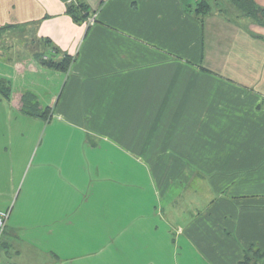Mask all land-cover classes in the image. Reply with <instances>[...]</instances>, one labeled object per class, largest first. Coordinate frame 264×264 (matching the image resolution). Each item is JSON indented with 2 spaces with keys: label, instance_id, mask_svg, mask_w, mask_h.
Returning a JSON list of instances; mask_svg holds the SVG:
<instances>
[{
  "label": "crops",
  "instance_id": "obj_1",
  "mask_svg": "<svg viewBox=\"0 0 264 264\" xmlns=\"http://www.w3.org/2000/svg\"><path fill=\"white\" fill-rule=\"evenodd\" d=\"M73 2L88 19L0 0V264H264V19L233 0ZM38 91L47 119L21 110Z\"/></svg>",
  "mask_w": 264,
  "mask_h": 264
},
{
  "label": "trees",
  "instance_id": "obj_2",
  "mask_svg": "<svg viewBox=\"0 0 264 264\" xmlns=\"http://www.w3.org/2000/svg\"><path fill=\"white\" fill-rule=\"evenodd\" d=\"M68 2L67 6V13L78 22H82L86 19H88L89 15V7L88 5L81 3V2H73L72 0H65ZM238 7L248 16H251L253 18H256L258 20L264 19V11L259 10L255 7V5L249 1V0H233ZM207 7L206 5H202V8ZM200 8L198 10L199 13H207L204 9ZM204 11H202V10ZM8 28H0V34L4 31H6ZM51 49H56L55 47H52ZM40 64L48 69L53 70H59L63 72H67L69 70V67L72 63V57L65 55V57L61 61H56L52 57L45 58V55L42 54L40 56ZM11 86L8 81L4 79H0V94L5 98H10L11 96ZM36 97L31 94L27 93L22 97L21 100V110L26 115H29L31 117H42L47 119L50 114L51 110L50 108H41L40 104L38 102H34Z\"/></svg>",
  "mask_w": 264,
  "mask_h": 264
},
{
  "label": "rangeland",
  "instance_id": "obj_3",
  "mask_svg": "<svg viewBox=\"0 0 264 264\" xmlns=\"http://www.w3.org/2000/svg\"><path fill=\"white\" fill-rule=\"evenodd\" d=\"M8 36H10V35H8ZM2 39H3V38H2ZM1 41H3V40H1ZM15 41H16L15 39L10 38L9 41L5 40L4 43L7 42V44H8V42H9V44H12V45L18 44V43H16ZM19 46H20V45H19ZM3 47H5V45H3ZM3 52H5V51H3ZM17 52H18V51L16 50L15 53H17ZM19 56L22 57V58H19V59H20V60H23V61H24V57H27L25 51H23L22 48L19 50ZM6 58H7V56H6ZM6 58H2V61H3V60H6ZM25 59H26V58H25ZM2 61H0V63H1ZM15 61H16V59H15ZM1 66H2V65L0 64V68H1ZM5 66H6V65H5ZM2 68H4V66H3ZM37 89H38V88H37ZM38 92H39V93H37V95L39 96V95H40V91H38ZM40 96H41V95H40ZM47 97H48V96L43 97L44 100L42 99V96H41V99H42V100H38V97H37V99H35L34 102L44 103V101L46 102V101L48 100ZM39 99H40V98H39ZM35 131H36V132H35ZM31 132L33 133L32 136L35 135L34 133L37 134L38 132H40V136H41V135L45 132L44 125H41L40 128H37V126H35V128L32 127ZM31 141H35V140L32 139ZM38 142H39V141H38ZM38 142H37V144H36L35 146L38 145ZM112 161H113V160H112ZM6 225H7V224H6ZM5 228H6V227H5Z\"/></svg>",
  "mask_w": 264,
  "mask_h": 264
},
{
  "label": "built area",
  "instance_id": "obj_4",
  "mask_svg": "<svg viewBox=\"0 0 264 264\" xmlns=\"http://www.w3.org/2000/svg\"><path fill=\"white\" fill-rule=\"evenodd\" d=\"M8 218H9V212H5L0 215V234L4 231Z\"/></svg>",
  "mask_w": 264,
  "mask_h": 264
}]
</instances>
